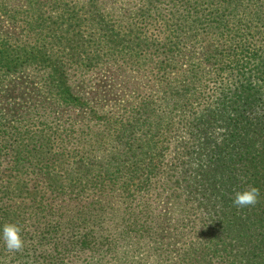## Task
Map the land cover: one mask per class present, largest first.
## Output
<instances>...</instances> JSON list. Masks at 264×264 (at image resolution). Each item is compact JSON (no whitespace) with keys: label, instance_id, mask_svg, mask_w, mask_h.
<instances>
[{"label":"trees","instance_id":"16d2710c","mask_svg":"<svg viewBox=\"0 0 264 264\" xmlns=\"http://www.w3.org/2000/svg\"><path fill=\"white\" fill-rule=\"evenodd\" d=\"M15 1L0 81L47 62L49 98L84 118H0V264H264V0ZM106 65L150 89L90 106L72 87Z\"/></svg>","mask_w":264,"mask_h":264},{"label":"rangeland","instance_id":"374dc122","mask_svg":"<svg viewBox=\"0 0 264 264\" xmlns=\"http://www.w3.org/2000/svg\"><path fill=\"white\" fill-rule=\"evenodd\" d=\"M26 1L16 0L14 6L23 7ZM112 1L104 0L109 7L112 6ZM21 32L17 25L0 16V39L9 43L15 42L20 38ZM204 46L203 51H213L210 42ZM33 56L37 59L45 57L44 52ZM23 61L24 58L18 59L17 72L9 75L3 82L0 81V118L7 126L16 124L36 126L39 122H60L67 118L79 122L84 118L83 111L60 107L49 98L46 84L43 83L46 76L43 67L47 62L39 61L36 67L30 68ZM82 80L72 87V91L90 106L97 105L103 110L110 111L121 109L134 94L150 89L146 78L131 75L128 80L123 72L110 65L89 72ZM167 208L168 204L164 202L161 211L166 214Z\"/></svg>","mask_w":264,"mask_h":264},{"label":"clouds","instance_id":"9594fccd","mask_svg":"<svg viewBox=\"0 0 264 264\" xmlns=\"http://www.w3.org/2000/svg\"><path fill=\"white\" fill-rule=\"evenodd\" d=\"M259 195V189L250 186L243 191L235 192L232 204L237 208L255 206L258 203ZM2 239L8 252H20L24 247V241L21 238V228L16 224H5L3 226Z\"/></svg>","mask_w":264,"mask_h":264}]
</instances>
